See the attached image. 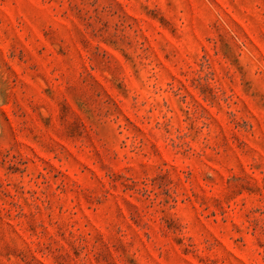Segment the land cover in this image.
I'll return each instance as SVG.
<instances>
[{"label":"rangeland","instance_id":"374dc122","mask_svg":"<svg viewBox=\"0 0 264 264\" xmlns=\"http://www.w3.org/2000/svg\"><path fill=\"white\" fill-rule=\"evenodd\" d=\"M0 264H264V0H0Z\"/></svg>","mask_w":264,"mask_h":264}]
</instances>
